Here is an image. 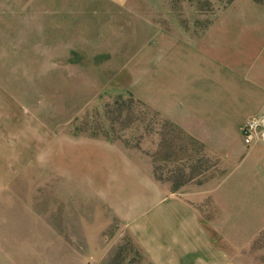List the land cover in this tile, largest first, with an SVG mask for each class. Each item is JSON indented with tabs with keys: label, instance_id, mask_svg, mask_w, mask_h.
Wrapping results in <instances>:
<instances>
[{
	"label": "rangeland",
	"instance_id": "374dc122",
	"mask_svg": "<svg viewBox=\"0 0 264 264\" xmlns=\"http://www.w3.org/2000/svg\"><path fill=\"white\" fill-rule=\"evenodd\" d=\"M217 14L264 49V0H0V264H153L126 228L146 183L201 228L160 264H264V182L215 206L201 144L139 97L141 46Z\"/></svg>",
	"mask_w": 264,
	"mask_h": 264
},
{
	"label": "crops",
	"instance_id": "0c3cea01",
	"mask_svg": "<svg viewBox=\"0 0 264 264\" xmlns=\"http://www.w3.org/2000/svg\"><path fill=\"white\" fill-rule=\"evenodd\" d=\"M211 21L198 31L157 30L141 46L139 97L201 144L210 157L204 172L211 175L203 196L222 209L238 206L237 198L246 195L242 181L264 182V49L239 28L238 17L217 14ZM248 117L259 126L246 143L241 127ZM151 176L146 171L139 179L146 183ZM169 189H148L146 183L139 200L145 208L133 212L126 227L153 264L185 251L173 231L201 230L193 206Z\"/></svg>",
	"mask_w": 264,
	"mask_h": 264
},
{
	"label": "built area",
	"instance_id": "2783aa9c",
	"mask_svg": "<svg viewBox=\"0 0 264 264\" xmlns=\"http://www.w3.org/2000/svg\"><path fill=\"white\" fill-rule=\"evenodd\" d=\"M258 126L259 121L256 117H248L245 119L241 127V134L246 143L250 141L251 136L255 133Z\"/></svg>",
	"mask_w": 264,
	"mask_h": 264
}]
</instances>
